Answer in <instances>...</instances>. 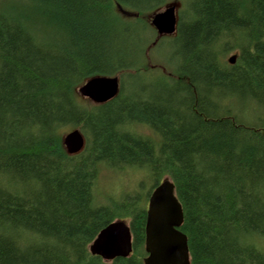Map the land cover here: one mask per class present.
<instances>
[{
	"label": "trees",
	"instance_id": "obj_1",
	"mask_svg": "<svg viewBox=\"0 0 264 264\" xmlns=\"http://www.w3.org/2000/svg\"><path fill=\"white\" fill-rule=\"evenodd\" d=\"M99 76L118 96L83 101ZM102 168L144 170L147 198L173 182L191 264H264V0H0V264H144L142 194L98 204ZM116 221L133 251L107 262L89 248Z\"/></svg>",
	"mask_w": 264,
	"mask_h": 264
},
{
	"label": "water",
	"instance_id": "obj_2",
	"mask_svg": "<svg viewBox=\"0 0 264 264\" xmlns=\"http://www.w3.org/2000/svg\"><path fill=\"white\" fill-rule=\"evenodd\" d=\"M151 24L159 36L177 33L176 5L154 14ZM236 57H232L233 64ZM120 91V78L97 77L78 89L79 94L100 105L115 99ZM64 146L70 155L80 153L85 138L79 130L64 137ZM184 221L181 203L175 194V185L165 179L151 194L147 210L144 264H191L188 237L180 230ZM93 256L110 262L116 258H128L133 251V235L126 221H116L104 228L90 246Z\"/></svg>",
	"mask_w": 264,
	"mask_h": 264
},
{
	"label": "rangeland",
	"instance_id": "obj_3",
	"mask_svg": "<svg viewBox=\"0 0 264 264\" xmlns=\"http://www.w3.org/2000/svg\"><path fill=\"white\" fill-rule=\"evenodd\" d=\"M178 8V4H175ZM178 10V9H177ZM171 49L167 46L158 47L157 50H152V62H158V64H162L166 66L168 64L169 56L171 54ZM235 53V51L230 52L226 56V60ZM121 78V77H120ZM81 97V96H80ZM83 101H89L88 99H84L81 97ZM246 120L254 122L252 119L246 118ZM143 133H148V129L141 128ZM67 134V133H66ZM145 171L127 168L122 171H113L111 169L102 168L101 174L99 177V181L97 183L96 188V196L98 204H108L111 202V199H118L120 201L125 200L129 195L136 194L135 192L140 191L142 195H140V201L148 207L149 198L148 188L145 185L140 188V184L145 180L146 174ZM264 241V239H261ZM264 244V243H263Z\"/></svg>",
	"mask_w": 264,
	"mask_h": 264
},
{
	"label": "bare ground",
	"instance_id": "obj_4",
	"mask_svg": "<svg viewBox=\"0 0 264 264\" xmlns=\"http://www.w3.org/2000/svg\"><path fill=\"white\" fill-rule=\"evenodd\" d=\"M232 57H233V56H231V57L229 58V61H230V59H231ZM235 61H236V60H235ZM230 63H231V62H230ZM234 63H235V62H234ZM234 63H233V64H234ZM99 77H101V76H99ZM95 78H97V77H95ZM92 79H93V78H92ZM90 80H91V79H90ZM158 186H159V185H158ZM158 186H157V187H158ZM157 187H156V188H157ZM156 188H155V189H156ZM155 189H154V190H155ZM154 190H153V191H154Z\"/></svg>",
	"mask_w": 264,
	"mask_h": 264
}]
</instances>
